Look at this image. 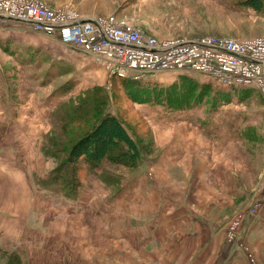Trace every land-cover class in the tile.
Wrapping results in <instances>:
<instances>
[{
	"label": "rangeland",
	"instance_id": "obj_1",
	"mask_svg": "<svg viewBox=\"0 0 264 264\" xmlns=\"http://www.w3.org/2000/svg\"><path fill=\"white\" fill-rule=\"evenodd\" d=\"M42 1L52 8H71L81 17L82 14L90 18L114 17L119 21L132 23L160 41H195L215 37L249 44L264 39V8L261 13H257L251 7L245 6L247 0ZM182 75L190 77L184 78ZM137 80L157 88L182 85L189 81L191 85H187L181 92L184 99L189 96L195 99L196 93L193 91L196 87L206 91L205 86L210 85L217 92L204 98H196L193 103L188 102L189 107L186 108L189 109L185 111H173L163 107L164 105H145L133 97L130 87L127 88L123 81L108 75L92 57L62 45L55 37L36 34L33 31L23 32L20 26L15 25L10 29L0 28V98L18 117L12 122L7 119L1 122L0 155L13 163L17 171V160H20L21 172L12 174L23 176L24 183L32 188L30 202L34 205V210L49 224L54 223L56 219H63L66 212L95 211L96 197L100 198L97 210L103 205V209L107 210L109 198L106 194L115 197L114 192L125 186L126 181L142 179L146 165L149 173L144 178L149 183L163 180L169 189L173 186L177 197L181 198L180 201L185 199L184 196L194 199L196 207L193 209L205 218L197 220L195 225L203 229L206 226L216 235L213 249L196 251L195 248L189 247V261L192 259L193 264H217L221 254L218 252L219 247L234 245L235 239L244 233L245 236L243 235L237 244V250L250 260L251 264H264V253L259 251V240L264 245V205L256 213L252 210L256 196H264L262 92L257 89L258 92L246 101L245 106H240L236 92L227 90V97H220L222 105L216 107L217 95L220 93L218 91L227 87L208 76L160 72ZM231 104L251 113L243 134L236 137L227 135V127L223 123L218 125L220 135L216 140L203 137L195 130L197 121L205 118L217 120L223 108ZM96 106L101 114L111 113L125 122L131 134L141 143V149H144L142 161L135 170L109 164L92 169L81 164L82 168L77 176L82 188L78 198L69 201L58 195L55 186L49 185V177L54 169L67 159L66 150L92 128ZM91 109L92 114L87 113ZM4 111L0 108V114ZM78 111L87 117V122L80 123ZM162 114H183L184 117L179 123L169 124ZM152 115L160 119H151ZM232 115L243 116V113L234 109ZM254 115L258 118H254ZM262 115L261 121L259 117ZM254 123H258L255 125L256 135ZM5 133L7 144L4 140ZM53 146L56 148L53 149ZM12 149L14 154L18 155L15 161ZM46 150L52 157H58V160L46 155ZM177 153L182 154L184 158L177 160L174 157ZM218 169L227 170L231 174H226L223 178V183L229 185L226 190L228 194L218 188L212 179L213 170ZM4 176L5 173L1 172L0 181ZM14 177L13 175V179ZM17 178L21 180L18 176ZM14 187L20 186L16 184ZM17 188L7 189L12 193V197L15 193L18 194ZM23 188V192L28 193V190ZM138 188L139 183L135 185L134 191ZM145 192L146 189L141 194ZM83 198L88 202L87 208L79 205ZM109 206L110 215L105 218L111 217L113 221L115 219L132 224L133 220L127 212L128 207L117 208L115 211L116 206ZM146 207L145 213L148 214L149 207ZM173 210L170 206L169 210L161 213L162 217L171 215ZM153 214L155 217L161 216L160 212L154 211ZM150 219L148 216L142 221ZM40 222L43 223L44 220ZM30 224V220L29 223L24 220L21 240L25 243L30 239L31 233L27 232V229H31ZM52 226H49V230ZM102 227L103 235L99 240L92 242L93 247L88 250V254L94 255L99 264H127L129 261L126 262V258L122 257L126 252L125 247L129 249L128 253L134 254L131 264H139V261L143 260L144 253L138 254L133 247L127 245L130 244L127 238L119 239L106 219H103ZM124 228L125 226L119 231L120 234ZM193 236L196 239L195 235ZM3 243L6 244V241ZM3 243L0 242V264H31L30 252L23 251L26 244L20 241L8 242L14 245L12 249L6 248ZM151 250L157 257L165 259L168 256L165 248L151 247L149 253ZM195 254L197 256L194 257ZM93 260L89 258L87 263V260L83 259V264H93Z\"/></svg>",
	"mask_w": 264,
	"mask_h": 264
},
{
	"label": "crops",
	"instance_id": "obj_2",
	"mask_svg": "<svg viewBox=\"0 0 264 264\" xmlns=\"http://www.w3.org/2000/svg\"><path fill=\"white\" fill-rule=\"evenodd\" d=\"M42 2L48 5L46 2ZM82 16L85 19H92L83 14ZM13 25L20 26L23 32L32 31L30 27L21 23L10 24L6 22L3 23L0 28L10 29ZM240 106H245V103H241ZM240 106L231 104L224 107L217 120H205V118L204 120L197 121L195 130L201 133L203 137L205 136L208 139L216 140L220 135L218 125L223 123L227 127V135L236 137L239 134H243L244 132H241V128L246 125L248 116L251 115V113L243 111ZM0 108L5 110L3 114H0V125L4 119L12 122L14 118L17 117L15 111L9 109V106L5 104V101L1 98ZM234 109L241 111L243 116L232 115ZM2 116L3 118H1ZM163 116H165L164 119L169 121V124L179 123L183 121L182 118L184 117L183 114ZM253 117L258 118L256 115ZM152 118L160 119V117H154L153 115L151 119ZM259 118H261L262 121L263 115ZM257 124L258 123H254V126ZM239 127L240 129L238 130ZM256 133L257 131L255 130V135ZM6 138L7 133H5L4 137L7 144ZM12 154H14L13 149ZM13 156L15 161V157L18 158V155L14 154ZM174 157L177 158V160L184 158L180 153L175 154ZM17 162L18 171L14 169L13 163L7 161L3 155H0V174L1 172L5 173L3 180L0 181V242L3 243V241H6V244L3 243L5 247L12 249H14V245L12 243L8 244V242L14 241L17 243L20 241L26 244L23 251L30 252L31 264H83V259H86L88 263L89 258L90 260H92V258L94 259L93 264H99V260H96L94 255H91V253L88 254V250L92 249V242L99 240L103 235V219L107 220L111 230L116 233L119 239L127 238L130 240V244L126 243L127 245L133 247L138 254L139 252L144 253L142 254L143 260L139 261V264H160L164 261H166L167 264H193L192 259L189 261V258H187L189 247L195 248L196 251L199 249L200 251H204L214 248L213 243L217 239L215 233L209 231L206 226L203 229L195 225L197 224V220L200 221L203 217L193 209L196 207L194 199L184 196L185 199L180 201L181 198L177 197L174 187L172 186L170 189L166 188V184L163 180H156L154 183H149V181L144 178V176L147 177L149 173V169L146 165H144L145 169L142 179L138 181H126L124 183L125 186H122L115 197L106 194V197L109 198V205L116 206L115 211L117 208L128 207L127 212L128 216L133 220L132 224L126 221H116L115 219L113 221L111 217L105 218L110 215L108 211L110 206L108 205L107 210H104L103 205L98 211L96 207H99V197L95 198V211L79 210L66 212L67 214H64V217H62L63 219H56L54 223L49 224L46 222L45 218L39 215L38 211L34 210L35 207L30 202L33 190L24 183L23 176L20 177L18 175L22 167L20 160H17ZM13 172L18 173L15 175L12 174ZM212 173V179L217 187L223 189L228 194L226 190H228L229 185L223 183V178L226 174H231L224 169L213 170ZM13 175L15 176V180L13 179ZM17 176L21 178V180H19ZM137 183H139L140 188L134 191V187ZM16 184L20 187H14ZM141 184H143L144 187H142ZM12 187L14 188L12 190L17 188L18 191L19 189L18 194L15 193L13 197L11 196L12 193L7 190ZM22 187L28 190V193L23 192L24 190H22ZM141 187L143 189H141ZM144 189H146V192L141 194ZM26 197L28 200H25ZM39 198L42 199V197ZM83 199L80 200L79 205L83 208H87L88 202ZM262 199H264V196H256L253 203ZM147 205L149 207L148 214L145 213ZM170 206L174 208V212H172L171 215L162 217L161 213L169 210ZM154 211L160 212L161 216L155 217L153 214ZM148 216L151 217L149 221H142ZM25 219L27 223H29V220L31 223V229H27V232L31 233L30 239L28 240L29 242L27 243L21 240ZM40 220H44V222L41 223ZM51 225L53 226L49 230V226ZM124 226L125 228L120 234L119 231ZM193 235H195L196 239H194ZM243 235L245 236L244 233H241L240 236L243 237ZM260 241L261 240H259L260 244L258 243L260 248L259 251L264 253V245L263 242ZM151 247L165 248L166 250L164 251L168 256L163 259L155 256L153 250L149 253V248ZM125 249L126 252L122 257L126 258V262L127 260L129 261L127 264H131L134 254L131 255L128 253L129 249L127 247H125ZM218 252L221 254L218 258V262H216L217 264H251L250 260L248 261L246 257L237 250L236 243L225 247L220 246ZM195 256L197 255L195 254L194 257Z\"/></svg>",
	"mask_w": 264,
	"mask_h": 264
},
{
	"label": "built area",
	"instance_id": "obj_3",
	"mask_svg": "<svg viewBox=\"0 0 264 264\" xmlns=\"http://www.w3.org/2000/svg\"><path fill=\"white\" fill-rule=\"evenodd\" d=\"M6 22L55 37L92 57L111 77L195 73L225 87H254L264 96V39L249 44L215 37L160 41L132 23L114 17L85 19L71 8H52L40 0H0V26ZM263 205L264 199L255 201L253 213Z\"/></svg>",
	"mask_w": 264,
	"mask_h": 264
},
{
	"label": "trees",
	"instance_id": "obj_4",
	"mask_svg": "<svg viewBox=\"0 0 264 264\" xmlns=\"http://www.w3.org/2000/svg\"><path fill=\"white\" fill-rule=\"evenodd\" d=\"M244 4L247 7H251L257 13H261L264 8V0H247ZM182 77L187 78L188 76L182 75ZM114 78L123 81L127 88L130 87L133 90V97L139 103L157 106L164 105L163 107L173 111H185L189 109L186 108L189 107L188 102L193 103L196 101V98H204L209 94H215L217 92L210 85L205 86L206 91L201 87H196L193 91L196 93L195 99H192L190 96L184 99L181 92H183V89L187 85H191L189 81H185L182 85L174 84L168 88H157L156 86L143 84L131 78L122 79L116 76ZM227 90L236 92L235 95H238L240 100L238 102L245 104L246 101L252 98L253 94L258 92L255 88L227 87L226 89H222V91H218L220 93L217 95L218 101L216 102V107L222 105L223 102L220 100V97H227ZM239 92L241 94H238ZM238 96L235 97L238 98ZM92 110L86 111L92 114ZM95 110V120L93 121L92 128L66 150L65 154H67V159L63 160L62 164L54 169L49 177V185L51 186L52 184L55 186L54 189H57L58 195L64 196L69 201L76 200L82 188V183L78 180L77 176L82 168L81 164L87 165L92 169L109 164L111 166H122L130 170H135L142 161V152L144 149H141V143L136 136L131 134V130L127 128L125 122L114 114H104V112L101 114L98 106H96ZM78 114L80 123L87 122L86 116H82L79 111ZM89 125L91 126V123ZM255 127L257 131V126ZM245 129L246 125L242 126L241 132H244ZM54 148L56 147L53 146ZM145 153L147 154L146 150ZM45 154L51 156L47 150ZM52 158L58 160V157ZM118 192L114 193L117 194Z\"/></svg>",
	"mask_w": 264,
	"mask_h": 264
}]
</instances>
